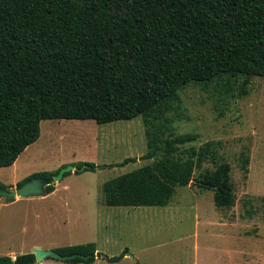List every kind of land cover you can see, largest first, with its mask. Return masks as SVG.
<instances>
[{
	"label": "trees",
	"instance_id": "16d2710c",
	"mask_svg": "<svg viewBox=\"0 0 264 264\" xmlns=\"http://www.w3.org/2000/svg\"><path fill=\"white\" fill-rule=\"evenodd\" d=\"M222 75L244 76V84L264 79V0H0V167L37 140L43 119L106 123L140 115L147 145L140 157L152 162L105 180L104 203L165 206L177 186L194 180L212 191L216 207L229 208L228 162L193 176L213 142L178 152L196 136H164L178 90ZM94 168L86 163L76 172ZM59 169L30 173L17 186ZM54 249L87 256L70 263L117 261L128 250L103 255L94 241Z\"/></svg>",
	"mask_w": 264,
	"mask_h": 264
},
{
	"label": "rangeland",
	"instance_id": "374dc122",
	"mask_svg": "<svg viewBox=\"0 0 264 264\" xmlns=\"http://www.w3.org/2000/svg\"><path fill=\"white\" fill-rule=\"evenodd\" d=\"M178 94L180 101L172 102L166 113L170 120L164 136H196L179 145L178 152L213 142L193 176L228 162L233 206L216 207L212 191L194 180L177 186L165 206L106 205L101 189L105 180L152 162L140 157L147 151L142 117L106 123L43 119L37 140L11 166L0 167L1 187H16L33 172L81 162V168L86 163L95 168L69 170L43 195L0 196V256L13 259L34 246L54 249L94 241L109 256L124 246L127 253L130 247H147L137 255L169 264H264V79L251 76L244 84V76L222 75L189 82ZM127 157L136 159L110 165Z\"/></svg>",
	"mask_w": 264,
	"mask_h": 264
},
{
	"label": "water",
	"instance_id": "95a60500",
	"mask_svg": "<svg viewBox=\"0 0 264 264\" xmlns=\"http://www.w3.org/2000/svg\"><path fill=\"white\" fill-rule=\"evenodd\" d=\"M82 168L68 165L60 168L59 171L50 178L34 177L25 181L20 186L11 187L8 189L0 186V196L5 198H25L29 196L43 195L45 193L46 185L53 184L54 181H58L65 172L71 169L81 170ZM128 254L132 256L131 253ZM47 257H53L61 260H68L74 257L87 258V256L80 253L61 254L53 248H41L38 246H34L28 252L22 254V257L20 259L0 258V264H30L33 261H41Z\"/></svg>",
	"mask_w": 264,
	"mask_h": 264
},
{
	"label": "crops",
	"instance_id": "0c3cea01",
	"mask_svg": "<svg viewBox=\"0 0 264 264\" xmlns=\"http://www.w3.org/2000/svg\"><path fill=\"white\" fill-rule=\"evenodd\" d=\"M69 245H71V244H69ZM124 247H127V246H124ZM123 248H122V250H123ZM146 249H147V247H138V248H135V247L131 248L130 247V250H132V251L129 252V253H131L132 256H130L127 253L128 252L127 251L125 253L127 255L124 254L119 260L112 261V262L104 259L103 256H96L95 259L91 263H86V264H169L168 262H165V261H158L157 259L144 258V257H141V256L137 255L138 253H141L142 250H146ZM97 252H101V251L97 250ZM101 253H103V252H101ZM103 255H105V254H103ZM110 256H112V255H110ZM46 263H47V260H42V261H35L33 264H46ZM81 263L82 262H77V263H74V264H81Z\"/></svg>",
	"mask_w": 264,
	"mask_h": 264
},
{
	"label": "flooded vegetation",
	"instance_id": "af4514ba",
	"mask_svg": "<svg viewBox=\"0 0 264 264\" xmlns=\"http://www.w3.org/2000/svg\"><path fill=\"white\" fill-rule=\"evenodd\" d=\"M16 258V257H15ZM35 261H33V263H34Z\"/></svg>",
	"mask_w": 264,
	"mask_h": 264
}]
</instances>
